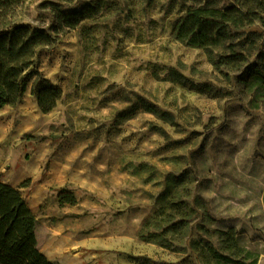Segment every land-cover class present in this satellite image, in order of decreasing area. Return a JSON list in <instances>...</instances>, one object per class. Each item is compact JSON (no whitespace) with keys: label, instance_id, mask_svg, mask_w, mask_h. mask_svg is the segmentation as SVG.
I'll list each match as a JSON object with an SVG mask.
<instances>
[{"label":"rangeland","instance_id":"obj_1","mask_svg":"<svg viewBox=\"0 0 264 264\" xmlns=\"http://www.w3.org/2000/svg\"><path fill=\"white\" fill-rule=\"evenodd\" d=\"M94 1L0 0V32L50 30L46 3L78 13ZM231 4L103 0L38 53L62 97L42 114L29 87L0 111V181L26 201L52 263L264 264V106L250 108L240 72L226 81L214 70L226 44L209 56L173 35L189 10ZM250 33L264 37V24L235 43ZM61 189L75 205L59 204ZM230 229L236 248L218 234Z\"/></svg>","mask_w":264,"mask_h":264},{"label":"trees","instance_id":"obj_2","mask_svg":"<svg viewBox=\"0 0 264 264\" xmlns=\"http://www.w3.org/2000/svg\"><path fill=\"white\" fill-rule=\"evenodd\" d=\"M102 5L103 0H97L78 13H63L58 5L46 3L43 6L50 7L56 22L54 28L45 30L15 25L0 32V111L6 107H15L29 87L42 114L55 109L62 97V90L41 75L38 53L54 46L83 21L96 17ZM257 23L264 24V0H232L227 8L204 7L189 10L173 32L176 41L192 48L204 49L209 56L214 48L226 44V53L212 61V66L226 81L230 80V73L242 74L243 78L239 81L252 94L249 105L255 110L264 106V37L258 33H250L243 42H235L242 32ZM244 43L249 46L245 47ZM248 48L256 51L254 63L248 61ZM146 108L155 112L153 107ZM160 116L165 121L172 122L170 115ZM58 202L61 206L75 205L76 198L72 193L61 189ZM184 225L179 221L172 225V229L178 232ZM218 234L220 237H227L229 243L236 248L232 229ZM246 255L248 258L252 257L249 252ZM0 264H54L37 246L36 219L26 201L17 189L1 181ZM250 264H256V259Z\"/></svg>","mask_w":264,"mask_h":264}]
</instances>
